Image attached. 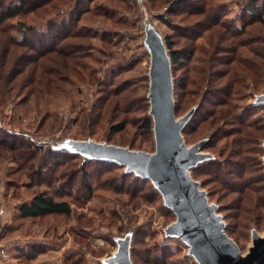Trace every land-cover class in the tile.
<instances>
[{"label": "rangeland", "instance_id": "374dc122", "mask_svg": "<svg viewBox=\"0 0 264 264\" xmlns=\"http://www.w3.org/2000/svg\"><path fill=\"white\" fill-rule=\"evenodd\" d=\"M54 18L70 20L43 31ZM4 26L1 40L27 37L3 41L12 66L30 64L16 88L0 80V122L18 134L4 130L0 150V264H115L124 245L132 264H200L167 232L178 217L159 186L89 147L157 153L154 122L146 127L154 46L169 63L175 117L189 116L184 142L200 154L188 172L250 253L253 234L264 236V0H55ZM55 45L64 56L38 58ZM43 65L59 78L49 93L31 82ZM36 194L67 201L72 213L22 217Z\"/></svg>", "mask_w": 264, "mask_h": 264}, {"label": "water", "instance_id": "95a60500", "mask_svg": "<svg viewBox=\"0 0 264 264\" xmlns=\"http://www.w3.org/2000/svg\"><path fill=\"white\" fill-rule=\"evenodd\" d=\"M170 68L161 46H154L150 69L149 102L154 122L157 153L135 152L127 148L90 145L94 155L118 161L151 178L164 194L166 203L177 214V220L167 232L176 233L191 245L200 264H264V236L253 234L254 246L243 256L236 243L224 232L223 223L216 215V207L209 205L188 168L200 154L197 146L188 148L181 130L188 115L175 117V101ZM264 103V94L258 97ZM115 264H132L127 245L111 259Z\"/></svg>", "mask_w": 264, "mask_h": 264}, {"label": "trees", "instance_id": "16d2710c", "mask_svg": "<svg viewBox=\"0 0 264 264\" xmlns=\"http://www.w3.org/2000/svg\"><path fill=\"white\" fill-rule=\"evenodd\" d=\"M52 1L54 2L55 0H36V1H29L30 3H23L24 1L22 0L20 3H6L4 0H0V34L1 33H6L8 30L7 26H4L5 22L9 19L14 18L15 16L18 15H23L26 14L29 11H35L40 9L43 6H50ZM57 1V0H56ZM56 5L52 4V7H55ZM66 13V12H63ZM61 15V14H60ZM58 16V15H57ZM56 16V17H57ZM66 16H62L61 18H65ZM55 19V18H54ZM62 20V21H61ZM61 20H57L55 19L54 21H52L51 23L48 22L49 24H45V27H43V31H47V32H56V31H64V28L67 26V22L69 19H61ZM47 25V26H46ZM17 29V28H16ZM25 29H37L36 25H30V26H22L21 27V31L25 30ZM37 31V30H36ZM41 32V30L39 31ZM26 35L23 36V39L20 40L18 38H16L12 33H9V35L6 36V40H1V48L0 51L3 52L4 54V59L2 60V63L0 64V80L4 81L5 84H11L10 88H16V86L18 85V80L20 78V76L26 72L27 68L29 67L30 63H26L24 66H22V69L16 66H12L14 60H9L8 58L11 57V52H10V48L6 47L4 49L5 44L3 43V41H7L9 42V45H17V46H22L23 43L26 42ZM167 46L170 49V55H171V59L173 61V63H180L179 62V58H180V53L178 52V50L173 49V43L171 40H167ZM64 50L63 48H61L59 45H55L52 46L51 48H47L44 50H40L39 51V55L38 58H43L45 57L46 54H54L53 56H55V54H57L58 56L62 55L64 56L65 53H63ZM37 58V61H38ZM30 62V61H29ZM38 71L37 75L38 80L37 79H33L31 82L35 83L37 82L40 86L44 87L45 93H49L51 92V88H53L54 90H56L58 87H55V84H57L59 78L56 77L55 73L56 70L52 69V70H47L45 68V66H41V68L38 70L37 66H34L32 72L33 74L36 75V72ZM3 73V74H2ZM224 76V75H223ZM33 78V77H32ZM30 82V83H31ZM11 89H8L7 92H9ZM220 104H225L226 102L223 99H220ZM146 127L148 128V130L152 131L153 129V120L150 117L146 118ZM4 130L6 131V133L10 136H18V134H16L15 131H12L11 129H8L3 126V124L0 122V133L2 134V136H0V150H5L7 149L6 146H4L3 144L5 143V137H4ZM13 138V137H12ZM16 148V147H15ZM13 147H8V149L15 151L16 149ZM34 148V147H33ZM33 148H31L30 150H33ZM32 157H30L29 159H32ZM29 161V160H28ZM20 214L22 215V217H38V216H42V215H47V214H64V215H70L72 213V208L71 205L64 200H55L54 197L49 196V195H45V194H36L32 200L28 203H24L20 206V210H19Z\"/></svg>", "mask_w": 264, "mask_h": 264}]
</instances>
